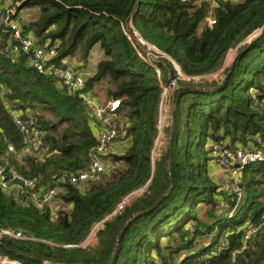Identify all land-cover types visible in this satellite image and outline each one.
I'll return each instance as SVG.
<instances>
[{"label": "trees", "instance_id": "trees-1", "mask_svg": "<svg viewBox=\"0 0 264 264\" xmlns=\"http://www.w3.org/2000/svg\"><path fill=\"white\" fill-rule=\"evenodd\" d=\"M0 3L1 11L13 19L20 20L27 8L39 11L28 25L20 20L21 27L38 46L57 48L52 60L56 66H64L78 54L86 62L99 45L106 59L87 79L86 91L95 95L100 83L109 85L107 101H121L118 115L126 126L120 143L127 144L123 154L109 156L107 173L100 182L85 188L65 184L57 211L39 210L0 185V230L20 232L26 238L0 240V261L264 264V226L242 251L245 222L261 225L264 202L257 192L264 181L257 182L255 176L264 178V163L241 172L244 204L241 195L230 190L221 193L208 170L216 164L213 144L250 148L249 143L264 142V35L247 44L264 30V0ZM210 16L213 25L207 23ZM131 34L157 49L161 54L153 53L163 57L161 64L139 55ZM8 41L0 29V163L9 178L21 175L35 180L38 189L49 187L59 177L88 166L97 147L91 112L54 77L36 72L28 56L7 57ZM234 50L239 55L227 70L223 87L214 91L221 82H196L220 75ZM172 81L182 90L176 98L173 129L166 130L173 134L170 156L153 161L155 144L163 133L164 88ZM15 110L38 118L47 148L43 160L35 155L22 157L23 137L15 126ZM10 146L14 152H9ZM99 224L97 245H84Z\"/></svg>", "mask_w": 264, "mask_h": 264}, {"label": "built area", "instance_id": "built-area-1", "mask_svg": "<svg viewBox=\"0 0 264 264\" xmlns=\"http://www.w3.org/2000/svg\"><path fill=\"white\" fill-rule=\"evenodd\" d=\"M1 2V0H0ZM1 4V3H0ZM1 7V6H0ZM14 16L15 13L12 12ZM214 20L210 21L213 25ZM0 29L9 36L8 46L5 51L7 57L13 58L17 54H23L30 58L31 67L40 75H50L55 78L58 85L64 87L71 94H75L90 109L91 121L90 127L97 141V147L90 155L88 166L76 173L63 175L49 187L37 188L35 180L25 178L21 175L7 176L5 167L0 163V185L5 192H14L18 197H25L37 209L45 210L47 208L57 211L60 208V196L63 193V186L67 183L85 188L88 183L100 182L107 173L109 166V156L116 153L120 143V135L124 131L126 121L122 120L118 113L121 108L120 100H113L103 104L98 97L91 92L86 91V79L80 71L71 69L66 61L64 66H56L52 60L57 56V48L49 44L38 46L36 41L23 33L21 22L18 19L11 18L8 13L5 14L0 8ZM141 40V39H140ZM147 46L149 50H158L151 45ZM176 82L172 81L168 87L164 88V95L175 87ZM160 128H162L163 104L161 107ZM15 126L22 134L23 152L22 157L35 155L43 160L47 154L45 148V133L39 123V120L32 113H25L22 110L12 112ZM56 126L60 123L57 121ZM123 139V138H122ZM162 132L155 144L152 159L155 161L161 153ZM14 146L9 147V152H14ZM211 154L216 159V166L220 172L228 179L229 190L237 195H241L240 176L241 172L253 164L264 163V142L258 140L256 145L250 148L229 147L225 144H213ZM21 157V158H22ZM101 224L96 225L84 245H88L91 238H95ZM264 226V213L261 218V225L255 226L247 222L243 227V248H248L251 239ZM3 238L14 240H25L26 238L20 232L10 229L0 230V240ZM241 251V252H242ZM0 264H23L19 261L3 259Z\"/></svg>", "mask_w": 264, "mask_h": 264}, {"label": "rangeland", "instance_id": "rangeland-1", "mask_svg": "<svg viewBox=\"0 0 264 264\" xmlns=\"http://www.w3.org/2000/svg\"><path fill=\"white\" fill-rule=\"evenodd\" d=\"M203 1H206V0H203ZM215 1H219V0H208V2L211 4L212 3L214 4ZM226 1L236 2L238 0H226ZM35 10L36 9L27 8V9H25V11L23 13H20V17H21L20 20L22 21V24L28 25L29 21H32V20L37 18L36 16L39 15V13L37 11L35 12ZM211 20H212V17L210 16L207 20V23H210ZM129 37H130L131 42L133 43V45L136 48L139 55L145 54L147 59H149L152 63L157 65L160 62V64H161V59L163 57L161 58L160 55H154L153 50H149L147 46L145 47L144 45H148V44H145L142 40H140V38L137 37V34H134V35L131 34ZM254 39H255V36L250 37L247 41V44H252ZM158 54H161V53L158 51ZM238 55H239L238 50H234L233 52H231L229 54L228 59H227L226 64H225V69L222 71V73L220 75L217 74V75H214L211 77L204 78L203 80L198 79V81H196V82H198V83H200V82L201 83H211L213 81H219L222 84L225 81V79H227V77L229 75L228 74L229 72L227 73V70L229 69V71H230V69H232L233 64H234L235 60L237 59ZM104 59H106L105 54L100 49L99 45H97L91 50L86 62L81 61V56L78 54V56L76 55V57L69 59V60H66V63L71 69H74V70L75 69L78 70L79 69L78 67H82V69H79L78 71H80V73L87 80V79L93 77L97 73L98 64L101 61H103ZM154 68L158 74H162V71L160 70L159 67L154 66ZM184 80H187V79H184ZM108 86L109 85L106 82H102L96 87L95 92H94V94L100 99V101L103 104L109 102V101H107L108 99L105 95V92L107 91ZM177 89H180V88H178V85L176 84V86L173 89L169 90L164 95L163 116H162V120H163L162 138L163 139H162V145H161V153L159 154L157 159H159L161 156L165 155L168 148L172 144V141H171V139L173 137L172 133L169 135V134H167L166 130H168V129L172 130L173 129V123H174L173 112H174L176 106L174 104V101L172 103L170 102L171 99L169 96L172 95L173 93L175 94V91ZM174 94H173V98H174ZM171 114H172V116H171ZM44 116H46L47 119H50L49 116H47V115H44ZM54 123L56 124L58 122L55 121ZM227 142L230 143V140H228ZM118 145H119V147H118V150L116 151V153L123 154L126 151L127 144L126 143H119ZM249 145L252 146V143H249ZM208 170H209V178L217 185L218 190L221 191V193L228 192V190H229L228 179L224 175H222L221 172L217 171V168L214 164H213V166H212V164H210ZM255 179L257 182L264 181V178L260 177V176H255ZM257 194L261 195L260 202H264V184L260 185V188H259ZM239 198H242L241 204H244V201H243L244 198H243L242 194ZM247 222L248 221H246L245 224ZM97 243H98V240H97V237L95 236V238H91L88 245L92 248V247H95L97 245Z\"/></svg>", "mask_w": 264, "mask_h": 264}, {"label": "water", "instance_id": "water-1", "mask_svg": "<svg viewBox=\"0 0 264 264\" xmlns=\"http://www.w3.org/2000/svg\"><path fill=\"white\" fill-rule=\"evenodd\" d=\"M264 35V30H260L259 32H257L254 36H255V39H254V41L255 40H258L261 36H263ZM242 53V52H241ZM240 53V54H241ZM238 57V56H237ZM226 80V79H225ZM225 82V81H224ZM224 82L217 88V89H215L214 91H216V90H219L221 87H223V85H224ZM182 89H177L176 91H175V94H174V104L176 103V98H177V96H178V94L180 93V91H181ZM172 136H173V134H172ZM171 141H172V139H171ZM171 146V145H170ZM170 147L168 148V150H167V152H166V158L167 159H169V156H170ZM169 193V192H168ZM167 193V194H168ZM167 196V195H166ZM166 196H164L163 198H165ZM154 208V207H153ZM153 208H151V209H149L148 211H146V212H149V211H151ZM138 216V215H137ZM137 216H135L133 219H135Z\"/></svg>", "mask_w": 264, "mask_h": 264}, {"label": "crops", "instance_id": "crops-1", "mask_svg": "<svg viewBox=\"0 0 264 264\" xmlns=\"http://www.w3.org/2000/svg\"><path fill=\"white\" fill-rule=\"evenodd\" d=\"M36 11L39 13L38 10H35V12H36ZM23 12H24V11H23ZM23 12H22V13H23ZM37 16H38V15H37ZM37 16H36V17H37ZM216 168H217V167H216ZM217 171L220 172V170H219L218 168H217ZM221 174H222V173H221ZM222 175H223V174H222ZM96 242H97V241H96Z\"/></svg>", "mask_w": 264, "mask_h": 264}]
</instances>
